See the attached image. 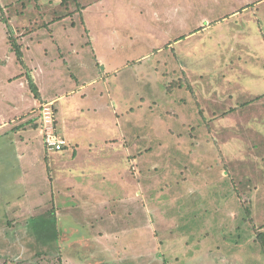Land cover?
<instances>
[{
	"label": "rangeland",
	"instance_id": "obj_1",
	"mask_svg": "<svg viewBox=\"0 0 264 264\" xmlns=\"http://www.w3.org/2000/svg\"><path fill=\"white\" fill-rule=\"evenodd\" d=\"M1 15L0 264H264V0Z\"/></svg>",
	"mask_w": 264,
	"mask_h": 264
},
{
	"label": "built area",
	"instance_id": "obj_2",
	"mask_svg": "<svg viewBox=\"0 0 264 264\" xmlns=\"http://www.w3.org/2000/svg\"><path fill=\"white\" fill-rule=\"evenodd\" d=\"M38 120L45 151L47 153L62 151L67 146V143L54 126L55 112L53 103L41 105Z\"/></svg>",
	"mask_w": 264,
	"mask_h": 264
},
{
	"label": "crops",
	"instance_id": "obj_3",
	"mask_svg": "<svg viewBox=\"0 0 264 264\" xmlns=\"http://www.w3.org/2000/svg\"><path fill=\"white\" fill-rule=\"evenodd\" d=\"M23 45V44H22ZM25 47H26V49L28 48V46L27 45H25ZM60 98V97H59ZM58 98H56V99H49V100H41L40 101V105H39V107L43 104V101L44 102H48V103H55V101L57 100ZM39 107L37 108V109H39ZM56 109H57V107H56ZM58 110H57V112H56V115H57V121H58V123H57V131H58V133L60 134V136L65 140V137H64V135L66 134V132H68L67 131V122L66 121H64L63 119H59L58 118ZM37 119H38V115H37ZM66 147H68V143H67V146ZM65 147V148H66ZM72 147V146H71Z\"/></svg>",
	"mask_w": 264,
	"mask_h": 264
},
{
	"label": "trees",
	"instance_id": "obj_4",
	"mask_svg": "<svg viewBox=\"0 0 264 264\" xmlns=\"http://www.w3.org/2000/svg\"><path fill=\"white\" fill-rule=\"evenodd\" d=\"M65 2H67V0H61V4H63V3H65ZM1 20H2V22H4L5 23V20H4V18L2 17V15H1V18H0ZM6 28H7V26H6ZM11 32L9 31V30H7L6 29V35H7V41L8 42H10V43H12V42H17V40L15 39V38H13L12 36H11ZM13 45V47H14V49H18L19 47H18V45L16 44V43H13L12 44ZM36 94H37V92H35ZM51 223V222H50ZM45 225V224H44ZM257 233H256V237H257V239H259V240H264V232H258V231H256ZM52 233V232H51ZM53 239H55V238H53ZM262 250L264 251V243L262 244Z\"/></svg>",
	"mask_w": 264,
	"mask_h": 264
}]
</instances>
